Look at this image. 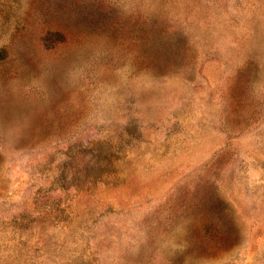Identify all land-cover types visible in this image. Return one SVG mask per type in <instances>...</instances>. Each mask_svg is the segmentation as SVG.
I'll list each match as a JSON object with an SVG mask.
<instances>
[{
	"label": "rangeland",
	"instance_id": "1",
	"mask_svg": "<svg viewBox=\"0 0 264 264\" xmlns=\"http://www.w3.org/2000/svg\"><path fill=\"white\" fill-rule=\"evenodd\" d=\"M0 264H264V0H0Z\"/></svg>",
	"mask_w": 264,
	"mask_h": 264
}]
</instances>
